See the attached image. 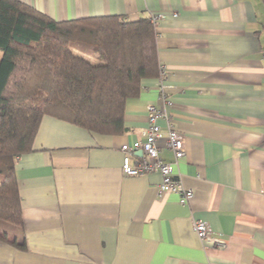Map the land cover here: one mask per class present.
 <instances>
[{"label":"crops","instance_id":"crops-1","mask_svg":"<svg viewBox=\"0 0 264 264\" xmlns=\"http://www.w3.org/2000/svg\"><path fill=\"white\" fill-rule=\"evenodd\" d=\"M19 1L58 22L156 17L169 88L143 80L119 134L42 118L15 169L26 248L0 240V264H264V0ZM150 105L163 114L160 157L193 190L187 205L159 195L160 173L122 172L121 148L145 140ZM170 126L186 137L178 161ZM196 221L225 246L200 240Z\"/></svg>","mask_w":264,"mask_h":264},{"label":"trees","instance_id":"trees-1","mask_svg":"<svg viewBox=\"0 0 264 264\" xmlns=\"http://www.w3.org/2000/svg\"><path fill=\"white\" fill-rule=\"evenodd\" d=\"M156 37L151 18L58 22L19 0H0L1 241L26 248L15 169L32 151L42 118L125 132L127 101L143 80L159 76Z\"/></svg>","mask_w":264,"mask_h":264},{"label":"built area","instance_id":"built-area-1","mask_svg":"<svg viewBox=\"0 0 264 264\" xmlns=\"http://www.w3.org/2000/svg\"><path fill=\"white\" fill-rule=\"evenodd\" d=\"M152 22L155 23L157 18L152 17ZM165 67L160 66V81L159 87L161 91L167 88L164 85ZM163 114L158 111L153 105L148 107V129L145 134V140L133 144H125L121 150L124 153L122 172L127 176H138L142 174L158 172L162 176V182L158 187L159 195L165 193H175L180 196L179 203L187 205L193 197V190L184 187L182 182L176 177L173 165L165 162L160 157V148L158 147L159 140L163 137L161 127L158 123ZM167 148L173 152L176 161L182 159L186 155V137L177 132L170 126L167 136ZM138 151H142L144 157L141 160L132 162V158ZM194 230L198 238L202 241H214L219 246L224 247L225 243L213 238V232L202 221L194 223Z\"/></svg>","mask_w":264,"mask_h":264},{"label":"water","instance_id":"water-1","mask_svg":"<svg viewBox=\"0 0 264 264\" xmlns=\"http://www.w3.org/2000/svg\"><path fill=\"white\" fill-rule=\"evenodd\" d=\"M140 154H141V155H143V152H142V151H140Z\"/></svg>","mask_w":264,"mask_h":264}]
</instances>
